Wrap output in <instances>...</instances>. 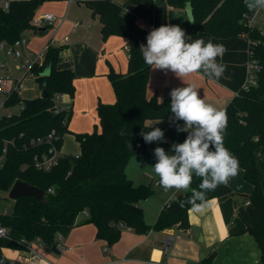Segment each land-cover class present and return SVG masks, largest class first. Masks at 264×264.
<instances>
[{"label": "trees", "instance_id": "obj_1", "mask_svg": "<svg viewBox=\"0 0 264 264\" xmlns=\"http://www.w3.org/2000/svg\"><path fill=\"white\" fill-rule=\"evenodd\" d=\"M48 1L57 0H11L8 11L0 8V40L11 45L28 29L35 31L32 20ZM168 2L184 9L187 3L191 4L192 40L198 39L199 32H208L217 38L247 33L259 41L256 45L249 42V48L264 62V35L246 24L245 14L249 10L244 0ZM87 4L99 15L105 39L112 35L128 38L129 69L125 73L111 70L109 77L116 101L99 103V127L91 133L76 134L81 152L61 155L59 164L50 171L38 169L34 156L47 152L52 145L62 148L71 113L55 111L54 97L58 92L73 97L76 91L73 68L59 67L61 47L50 43L43 65L34 66L36 81L42 88L46 85L48 97L24 99L23 109L0 115V196L10 193L18 180L44 189L47 194L45 202L25 196L14 200L8 213L0 212V222L9 231L7 238H0V264H23L10 259L3 251L5 247L22 249L17 243L21 238L39 239L52 247L58 237L67 235L81 223L78 217L83 213L86 218L82 223H95L98 236L110 244L120 238L122 224L139 233L149 232L151 226L145 221L141 201L151 197L154 190L150 185H136L127 174V165L134 155L162 147L161 142L145 143L142 132L160 128L165 137L181 142L186 139L185 132L178 133L167 122L173 116L171 97L161 101L147 94L151 67L145 64L139 51L147 43V32L138 17L116 0H91ZM48 62H51L50 74L42 75ZM19 102L20 96L15 94L7 100V106ZM224 111L227 116L224 145L238 158L245 179L253 186L250 195H243L252 205L247 232L256 239L261 250L259 262L264 264V70L258 73V84L242 88ZM53 130L58 137L49 141L47 137ZM200 182V178L194 177L191 187L197 188ZM190 194L191 190L169 201L158 215L154 230L189 228L192 207L187 203L181 207L180 202L186 201ZM227 194L236 196L229 184L221 185L207 194V201ZM216 254L214 248L201 264H212Z\"/></svg>", "mask_w": 264, "mask_h": 264}, {"label": "crops", "instance_id": "obj_2", "mask_svg": "<svg viewBox=\"0 0 264 264\" xmlns=\"http://www.w3.org/2000/svg\"><path fill=\"white\" fill-rule=\"evenodd\" d=\"M11 1V0H10ZM125 5V9L136 15L148 33L161 25H179L191 37L193 26L188 22L184 8L173 7L168 0H116ZM52 12L57 19L52 26L34 31L28 37L24 55H36L48 50L51 43L61 47L59 67L73 68L76 73V91L71 97L72 110L69 120V132L64 137L60 155H77L81 144L76 134L94 132L100 125L99 103H113L116 92L110 80L111 70L125 73L129 69L130 50L128 38L112 35L105 39L102 33L103 24L99 15H95L87 3L57 0L45 2L38 14ZM74 23H79L74 27ZM26 36V35H25ZM66 37H69L66 41ZM198 39L214 44H223L227 51L219 63L226 65V71L219 79H210L202 73H195L185 78L198 89V98L205 99L217 109L223 110L244 87L248 76L250 58L249 42L243 36L217 38L208 32H199ZM191 42V41H189ZM2 51V50H1ZM44 54V55H45ZM6 55V54H5ZM6 57H8L6 55ZM8 59V58H7ZM7 59L4 60L7 63ZM19 76V75H18ZM32 79L30 81H34ZM26 81V79H25ZM187 85L170 70L151 69L147 94L159 100L170 97V91ZM23 92V94L26 91ZM43 89L41 87V94ZM31 96L27 98H35ZM26 98V99H27ZM159 123L158 121H154ZM187 136L188 133L185 132ZM161 141L166 153L171 152L172 141ZM143 153L134 155L126 171L136 185H150L155 192L148 199L141 201L145 211V221L151 226L147 233L134 229H123L120 238L110 244L107 239L98 236L95 223L82 221L86 214H81L76 225L63 235L58 243L73 250L45 255L42 246L36 248L45 259L35 262L30 251L25 249L3 248L10 259L23 264H201L214 248L227 240L240 235L244 242V264H260L261 250L256 239L251 237L247 228L251 223V204L240 202L231 194L215 197L207 201L206 206L197 211H189L190 226L187 234L183 228L172 227L165 230H154L153 226L165 205L181 193L175 190L165 192L159 180L150 179L151 166L157 162L155 156L145 159ZM242 169V168H241ZM244 171L228 183L233 190L240 193H252L253 186L243 179ZM155 182V183H154ZM249 234V235H248ZM171 238L170 245L165 243ZM212 264H223L219 257Z\"/></svg>", "mask_w": 264, "mask_h": 264}, {"label": "clouds", "instance_id": "obj_3", "mask_svg": "<svg viewBox=\"0 0 264 264\" xmlns=\"http://www.w3.org/2000/svg\"><path fill=\"white\" fill-rule=\"evenodd\" d=\"M244 5L249 11H264V0H244ZM187 11L188 22L194 23L190 6ZM146 40V45L142 44L139 49L145 64L151 69L170 70L187 85L170 91V111L174 120L184 122L183 127L177 125V131L187 132L188 135L182 143L172 145L171 152L174 154L156 147L154 155L157 162L151 168L165 192L175 190L187 193L191 190L187 200L180 202L181 207L187 203L199 211L206 206L209 192L221 185L227 186L243 171L238 158L224 145L225 111L198 98V88L185 80L195 73H202L210 79L222 77L226 65L219 63L217 58H222L227 49L211 40H192L179 25L154 28ZM141 135L145 143L166 142L164 131L160 128L142 132ZM194 177L201 181L197 188L191 187Z\"/></svg>", "mask_w": 264, "mask_h": 264}, {"label": "built area", "instance_id": "obj_4", "mask_svg": "<svg viewBox=\"0 0 264 264\" xmlns=\"http://www.w3.org/2000/svg\"><path fill=\"white\" fill-rule=\"evenodd\" d=\"M69 2H79V3H87L91 0H68ZM10 0H0V8L8 11L10 8ZM57 17L52 12H45L42 14H36L32 20V25L36 28L35 31L41 29L43 27L54 25ZM246 24L252 29L257 30L262 36L264 35V11L253 12L249 11L245 14ZM79 23H74V27H76ZM242 36L245 37L248 42H251L253 45H256L259 42L256 39L250 37L247 33H242ZM69 37H66V41H68ZM29 40L27 36H23L13 44L9 45L5 41L0 40V50L4 51L7 56H12L14 60L20 61L17 65V69L22 72L19 76H13L10 74L12 71L11 68L6 64V62H0V69L4 72L3 75H0V96H3L4 99L0 102V109L7 106V100L10 99L12 95L18 94L20 96V102L18 104L19 111L24 108V98L23 92L25 90V79L30 77L33 79L37 78V74L34 71V66L39 64L43 65L45 59V51L40 52L36 55H24L23 49L28 44ZM250 49V48H249ZM264 70V62L260 61L252 51L250 50V58L248 63V76L246 83L243 88L249 89L251 86H255L258 84V73ZM55 111H66L70 113L72 110V102L71 96L65 92H58L54 97ZM167 122L170 126L175 127L177 129V125L183 127V121H176L174 117L171 116L167 119ZM178 133H183L182 131H177ZM58 134L56 130H53L47 137V140L52 141L57 138ZM41 139H39L40 141ZM44 140V139H43ZM35 142V140H34ZM60 150L56 145H52L49 150L43 154H36L34 156V164L35 166L44 171H50L55 166L59 164L60 161ZM52 190V189H51ZM246 204H251L248 200ZM10 209L5 207L4 212L8 213ZM123 229H132L131 227L122 224ZM184 231L188 234L189 230L184 229ZM9 234L8 228L5 227L0 222V238H7ZM62 236L58 237L56 245L61 252H66L68 250H73L74 247H66L65 245L58 243V240L61 239ZM17 243L27 251L31 253V259L35 262H39L45 259L44 255L36 248V245L43 244V242L39 239H35L34 241H28L25 238H21L17 241ZM171 243V238L166 241L165 245L169 246Z\"/></svg>", "mask_w": 264, "mask_h": 264}, {"label": "rangeland", "instance_id": "obj_5", "mask_svg": "<svg viewBox=\"0 0 264 264\" xmlns=\"http://www.w3.org/2000/svg\"><path fill=\"white\" fill-rule=\"evenodd\" d=\"M33 32L34 31L32 29H28L25 32V35L30 37V35ZM6 59H7V63L6 64L12 70L10 72V74H12L13 76L20 75L22 72H20L17 69V65L19 64L20 61L14 60L12 58V56L6 57L5 52L0 50V62H6V61H4ZM50 65H51V62H48V64L46 65V68L50 67ZM3 74H4V72L0 69V75H3ZM32 79L33 78H30V77L26 78L25 87L27 89H26L25 93L23 94L24 98L31 97L33 95L38 96V95L41 94V87H40L39 83L36 80L30 81ZM2 99H4V97L0 96V102H1ZM18 111H19V106L18 105H14V106H11V107H6L5 106L2 109H0V115L12 114V113H15V112H18ZM166 139L171 140L172 141L171 144L182 143L181 141H179V140H177L175 138L165 137V140ZM144 155H145L144 156L145 159H148L149 156H155L154 155V150H151L148 153H144ZM149 174L151 175L150 179L154 177V181L159 180V177H157L155 175V173L153 172L152 168H151V172ZM243 179H244L245 183L250 184L245 179L244 175H243ZM154 192H155V189H154ZM234 192H235L236 196H234V195L233 196L237 197V199L240 200V202L242 203V201H244L243 194L240 193L239 191H236V190H234ZM9 194L10 193L3 194V195H7L6 197H4L3 195L0 196V212H4L5 207H8L9 209H12V207L14 205V199L10 198ZM250 194L251 193L244 194V195H250ZM233 237H235V238L232 239V240H227L224 244H221L220 246H218V251H217L216 256L219 257V260L221 262H223V264H244V262L246 260V256L244 254V244H243L244 242L242 241V238H240V235L233 236ZM251 237H253V236H251ZM253 239H255V238H253ZM257 247H259V246H257ZM42 248H43V251H44L45 255L54 254V252L52 251L51 247H49L47 245H44V246H42ZM216 256H215V258H216Z\"/></svg>", "mask_w": 264, "mask_h": 264}, {"label": "water", "instance_id": "obj_6", "mask_svg": "<svg viewBox=\"0 0 264 264\" xmlns=\"http://www.w3.org/2000/svg\"><path fill=\"white\" fill-rule=\"evenodd\" d=\"M189 6L192 9V6L190 3H187L185 6V10H186L187 14H188L187 9ZM192 17H193V11H192ZM50 71H51V65H50V67L45 69V71L42 73V75H48V74H50ZM42 89H43V96L48 97L49 92L47 90L46 85H44ZM9 196H10V198H12L14 200H17V199H19L21 197H25V196H32V197H35L40 202L47 201V194H46L44 189H41V188L34 186V185H31V184H29L25 181H22V180H18L13 185ZM51 249H52V251H54L56 253L60 252L56 244H54L51 247Z\"/></svg>", "mask_w": 264, "mask_h": 264}]
</instances>
